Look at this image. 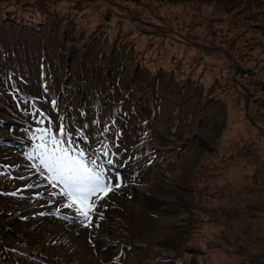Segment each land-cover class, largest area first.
<instances>
[{"label": "rangeland", "instance_id": "374dc122", "mask_svg": "<svg viewBox=\"0 0 264 264\" xmlns=\"http://www.w3.org/2000/svg\"><path fill=\"white\" fill-rule=\"evenodd\" d=\"M41 1L60 12L67 31L83 28L85 40L91 32L97 40L86 57L73 58L50 31L0 44V264H175L169 238L188 224L176 196L210 158L229 152L234 129L223 108L234 89L240 106L249 103L236 83L263 62L264 10L251 0ZM115 24L118 37L109 38ZM147 69L159 73L152 86ZM214 91L201 113L200 93ZM260 121L251 136L264 141ZM53 139L83 153L112 185L91 197L90 219L66 207L62 186L47 179L38 145L51 149ZM244 163L233 164L227 205L264 201V156L262 177Z\"/></svg>", "mask_w": 264, "mask_h": 264}, {"label": "trees", "instance_id": "16d2710c", "mask_svg": "<svg viewBox=\"0 0 264 264\" xmlns=\"http://www.w3.org/2000/svg\"><path fill=\"white\" fill-rule=\"evenodd\" d=\"M250 2L255 5L257 12L261 13L264 10V0H251ZM1 3L13 6L10 9L2 6ZM76 3L78 4L79 2L77 1ZM36 5L39 7L35 9ZM34 10H37L40 14L36 16L35 20H32L29 17H34ZM47 11V9L43 8V1L41 0H0V44L5 38L12 40L19 37L25 40L31 39V35L35 33L41 35L46 33V31H50L57 36L59 46L65 43L69 57L73 58L74 53L86 57L87 52L92 51L95 46L94 43L97 40L95 33L91 32V38L85 40L86 30L80 28L82 34L73 33L71 30L67 31L69 23L67 21H63L62 25L59 23L58 14L60 12L52 9L49 12ZM259 13L257 14L255 10L253 15H260ZM262 15H260V18L264 19ZM174 17L171 14L170 20L173 21ZM246 20L250 22L252 20L251 16H247ZM30 21L35 23L33 24ZM120 21L122 20L120 19ZM158 26L154 25L152 30ZM251 26L254 27V24ZM257 27H260V31L264 29V22L260 21ZM110 29L114 33H110ZM110 29H108L109 33L106 34L109 35V38L112 36L113 39H117V30H121V25L115 24ZM128 42L131 43V41ZM161 44L163 46L164 42ZM157 59L160 58L157 56ZM254 62L257 67H254L252 71L248 70V76L241 75L240 79L245 81V83L232 81V84H237V89L241 85L242 88L239 91H242V89L247 91L249 103L244 104L245 107L242 105L243 109H241L242 106L238 104L239 101L233 98L237 91L234 88L235 91L230 92L231 96H229L227 104L229 109L223 106L225 104L222 101H219V104L224 107L225 115L228 110L229 118L232 117L226 123V126L230 125L228 129H234V134L236 133L235 135L233 134L232 138L225 141V143H230L229 152L223 151L221 155L215 158V161L210 158L207 161L208 165L204 166V170L197 172L199 175L193 174L192 178H190L192 182H189L184 187L183 192L176 196L177 200L175 203L187 213L188 224L184 229H178L169 238V244L174 252L172 259L175 264H180V262L191 264L192 261H194V264H242L243 262L246 264L252 261L264 263V201H259L254 205L246 203L245 205L232 206L225 203L226 197V199L223 198L230 188L229 176H232L231 172L235 161L247 162L248 166L252 164V170H255V172L262 169L261 161L262 156H264V141L260 135L252 139L251 130L255 126L254 120H264V71H262L264 59L263 62L260 60ZM145 69V66H142L135 76L138 77L140 71H145ZM149 71L147 75L152 78V86L158 79L157 75L159 73L153 75ZM204 73H207L206 80H210L213 73L208 69ZM229 79H231V76ZM221 80H223V77L219 75L216 84ZM217 90L218 93H221V86ZM216 94L215 91L200 93L197 102H199L201 113L209 101L212 100L213 95ZM231 101L235 103L233 104ZM239 111H243L242 115L246 117H244L243 124H241V119H235ZM244 111L246 112L244 113ZM260 123L262 124L261 121ZM243 129L247 134L240 139ZM234 138H236L235 141H233ZM232 141L233 144H231ZM245 163L243 165L246 166ZM209 165H212L211 170H209ZM258 173V176L262 177V173ZM227 232L234 237L231 242L227 238ZM164 257L169 258L170 256L164 255Z\"/></svg>", "mask_w": 264, "mask_h": 264}, {"label": "snow or ice", "instance_id": "6c2138e0", "mask_svg": "<svg viewBox=\"0 0 264 264\" xmlns=\"http://www.w3.org/2000/svg\"><path fill=\"white\" fill-rule=\"evenodd\" d=\"M41 141L44 136L41 135ZM53 147L47 148L43 143L38 145L39 159L47 171L50 183L60 184L63 195L67 197L66 207L77 205V212L85 219H90L94 205L90 202L92 196L99 193L107 195L112 190L110 183H105L104 175L95 166L89 167L79 156L71 155L67 150L59 148L58 142L52 140ZM119 185H117L118 187Z\"/></svg>", "mask_w": 264, "mask_h": 264}]
</instances>
